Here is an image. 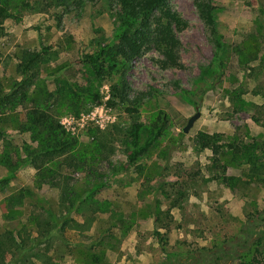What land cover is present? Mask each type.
Returning <instances> with one entry per match:
<instances>
[{"label": "rangeland", "instance_id": "1", "mask_svg": "<svg viewBox=\"0 0 264 264\" xmlns=\"http://www.w3.org/2000/svg\"><path fill=\"white\" fill-rule=\"evenodd\" d=\"M47 1L12 3L11 16L3 21L5 34L0 38V89L21 79L16 71V52L50 47L42 56L29 90L41 88L58 97L53 105L57 122L89 149L85 155L90 158V167L72 172V179L81 182L86 177L105 183L95 196L110 200L113 207V212L97 214L88 231L71 232L69 236L88 242L102 236L100 231L109 227L113 236L104 234L112 248L107 253L109 264H200L199 249L221 246L248 221L256 223L264 218V185L249 173L252 166L244 162L243 152L241 161L227 165L211 150L198 148L194 141L200 132L218 134L219 143L239 145L242 151L246 145L264 163V40L255 58L233 49L254 31L257 22L264 21L259 16L264 0H212L219 40L234 52L227 60L221 81L204 93L202 78L207 75L203 71L213 67V36L195 0H166L185 23L176 32L180 66L160 68L159 54L145 50L126 71L132 92L146 96L137 120L148 127L157 116H163L166 130L155 147L120 172H116L117 167L124 162L127 147L124 133L132 119L119 105H106L107 81L89 82L87 68L79 62L82 55L111 36L116 25L115 12L108 9L104 0L78 7ZM86 84L97 88L99 103L82 97ZM56 90L58 94H54ZM233 90L237 91V98L232 96ZM48 101L52 104L54 97ZM196 111L199 116L183 133L181 128ZM4 133L16 144L21 139L28 141L14 130ZM24 169L34 171L23 177L32 187V204L37 210L42 209L39 196L55 195L48 190L49 184L36 179L33 167ZM260 171L264 172V167ZM7 172L0 165V176ZM20 180L12 181L16 184L12 187L25 181ZM3 210L4 205H0L1 217ZM12 221L7 227L17 229L16 218ZM255 235L249 252L264 260V230ZM81 259V254L74 251L72 257L52 264H83L79 263Z\"/></svg>", "mask_w": 264, "mask_h": 264}, {"label": "trees", "instance_id": "2", "mask_svg": "<svg viewBox=\"0 0 264 264\" xmlns=\"http://www.w3.org/2000/svg\"><path fill=\"white\" fill-rule=\"evenodd\" d=\"M16 0H0V38L4 36L3 21L11 16V5ZM22 2L24 0H21ZM96 0H49L48 4L76 7L86 2ZM110 11H114L116 25L111 36L98 42L96 48L85 53L79 62L87 68L89 82L107 81L108 99L106 105H119L131 119L124 135L127 147L125 160L119 164L116 172L136 164V162L153 147L166 130L165 117L157 116L148 127H143L137 120L143 99L142 92H132L127 80L126 71L129 64L141 52L154 50L159 54L157 59L160 68L180 66V41L176 32L184 26V21L176 11L170 8L166 0H104ZM212 0H195L199 13L213 36L214 52L211 63L213 67L203 71L207 77L202 78L203 93L217 85L227 66V60L232 52H238L245 57L255 58L264 40V21L256 24L248 37L230 50V46L219 40L215 22V7ZM260 20L264 19V4L259 8ZM50 47H41L38 51L21 50L15 53L17 59L16 71L21 79L14 81L6 88L0 89V165L8 174L0 178V185L13 177L20 169L33 167L38 181L50 182L57 190L58 212L51 207L36 209L29 207L28 214L20 211L24 200L34 196L29 188H19L4 198L5 209L3 218L24 216L18 228H4L0 232V264H52L62 261L66 256L72 257L73 252L81 254L83 264H109L108 251L112 249L104 234L113 236L109 227L100 231L102 236H96L88 242L71 238V232L88 231L91 229L97 214L112 211V202L99 199L95 195L105 186L103 182H93L86 177L83 181H74L72 172L89 168V159L85 154L89 151L86 145L69 136L56 119L54 103L58 97L52 92L41 88L30 89V82L36 78L35 73L41 64L42 56ZM87 82V83H89ZM72 94L77 95L76 91ZM59 90L54 91L58 94ZM187 98L186 91H181ZM82 97L99 103L98 90L91 84H86L81 90ZM237 98L236 90L231 92ZM54 97L51 104L48 101ZM233 98V101L236 100ZM239 100V99H238ZM48 105H45L44 103ZM241 103V100H239ZM5 130H14L19 136H26L28 141L21 139L20 144L13 139L5 138ZM145 134L144 139L141 135ZM179 136L183 134L180 132ZM218 134L198 133L195 144L200 149H209L224 164L243 160L252 166L249 172L256 182L264 185V167L258 157L246 145L244 151L239 145L219 143ZM87 168V169H88ZM141 168L138 169V173ZM87 176V172H85ZM17 208V209H14ZM31 208V209H30ZM113 208V207H112ZM25 210V209H24ZM28 210V209H27ZM113 212V211H112ZM85 216V217H84ZM83 218V222H80ZM264 218L259 222L248 221L242 226L233 239L227 240L221 246L201 248L198 250L200 264H222L238 260L239 264H264L263 259H257L249 252L255 234L264 230ZM263 226V227H262ZM257 230V231H255ZM155 234L159 232L155 230ZM109 237V236H108ZM163 240L162 238H160ZM119 242V240H118ZM175 258V256H173ZM80 260V259H79ZM77 262V263H78ZM179 264H184L179 262Z\"/></svg>", "mask_w": 264, "mask_h": 264}, {"label": "crops", "instance_id": "3", "mask_svg": "<svg viewBox=\"0 0 264 264\" xmlns=\"http://www.w3.org/2000/svg\"><path fill=\"white\" fill-rule=\"evenodd\" d=\"M13 142H14V140H13ZM7 174H8V172H7ZM7 174L5 173L4 176H6ZM33 174H34V171L32 169L28 170V169L22 168L19 171H17V173H15V175L13 177L7 179L6 182L4 183V185H0V205H4V198L8 194L13 193L14 191H16L19 188H26V186H28V184H26L28 182V179L26 180L25 177H23L24 175H33ZM0 178H1V176H0ZM20 179H24L25 181L23 180L24 182H21L20 186L12 187V185H16V184H13L12 181L20 182L21 181ZM44 183L49 184V186H50V182L49 181H46ZM30 186H31V184H30ZM28 188L30 190H32V187L30 188L28 186ZM54 189L55 188L50 186L48 190L52 191L54 193L55 197L51 196L52 193L51 194L49 193V195L44 194V195H41L39 197H40V199L42 200V202L44 204L43 207H45V208L51 207V209H53L56 212H58L59 205H58L57 190L56 189L54 190ZM23 205H24L23 207H20V211H23V213L27 215L28 212H29V207H32L31 199H29V202H28V200H24ZM4 209H5V205H4ZM14 209H17V208H14ZM3 212H4V210H3ZM3 212H1L2 213V217L0 215V219L2 218L1 221H0V225H2V228L3 227L6 228L8 226L7 224H9L10 222H13V221H12V219L5 220L3 218ZM23 217L24 216H21V217L14 216L13 219L16 218V222L19 225L20 222L23 220ZM1 231L2 230H1V227H0V232Z\"/></svg>", "mask_w": 264, "mask_h": 264}, {"label": "water", "instance_id": "4", "mask_svg": "<svg viewBox=\"0 0 264 264\" xmlns=\"http://www.w3.org/2000/svg\"><path fill=\"white\" fill-rule=\"evenodd\" d=\"M198 116H199V112L196 111L193 115H191V116L187 119L185 125L181 128V131H182L183 133H186V132L189 130V128L192 126L194 120H195Z\"/></svg>", "mask_w": 264, "mask_h": 264}]
</instances>
